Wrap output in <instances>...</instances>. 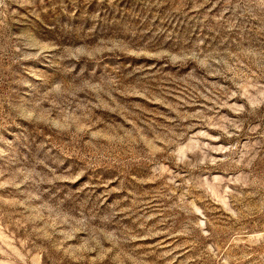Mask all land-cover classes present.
I'll return each mask as SVG.
<instances>
[{"label": "rangeland", "instance_id": "obj_1", "mask_svg": "<svg viewBox=\"0 0 264 264\" xmlns=\"http://www.w3.org/2000/svg\"><path fill=\"white\" fill-rule=\"evenodd\" d=\"M0 264H264V0H0Z\"/></svg>", "mask_w": 264, "mask_h": 264}]
</instances>
